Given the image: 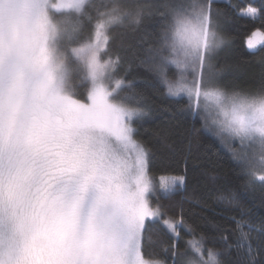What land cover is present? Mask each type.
Here are the masks:
<instances>
[{"label":"rangeland","instance_id":"rangeland-1","mask_svg":"<svg viewBox=\"0 0 264 264\" xmlns=\"http://www.w3.org/2000/svg\"><path fill=\"white\" fill-rule=\"evenodd\" d=\"M85 1L0 0V264H168L143 253L148 220L174 233L177 221L151 202L149 152L133 125L140 110L113 98L124 80L113 75L116 59L101 56L112 19L70 48L86 63L87 99L68 86L52 10ZM242 12L258 14L253 6ZM263 35L254 29L247 44L257 47ZM170 38L177 75L169 92L197 100L237 141L264 149V94L231 90L214 77L225 38L208 28L206 11L176 12ZM180 263L221 264L195 236Z\"/></svg>","mask_w":264,"mask_h":264},{"label":"trees","instance_id":"trees-1","mask_svg":"<svg viewBox=\"0 0 264 264\" xmlns=\"http://www.w3.org/2000/svg\"><path fill=\"white\" fill-rule=\"evenodd\" d=\"M249 6L258 14L242 12ZM200 8L208 28L225 38L214 57V77L231 90L264 94V42L250 47L246 41L254 29L264 30V0H86L80 8L52 10V17L67 57L68 86L82 100L87 66L70 48L88 41L101 20H113L101 53L116 59L113 75L124 80L113 98L140 110L133 125L149 152L151 202L177 221L176 233L160 219L147 221L144 256L181 264L195 236L221 264H264V149L237 141L197 100L168 90L177 75L169 58L174 14ZM168 176L179 179L165 188Z\"/></svg>","mask_w":264,"mask_h":264}]
</instances>
